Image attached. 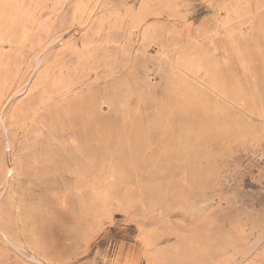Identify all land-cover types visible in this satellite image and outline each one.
Instances as JSON below:
<instances>
[{
	"label": "rangeland",
	"instance_id": "1",
	"mask_svg": "<svg viewBox=\"0 0 264 264\" xmlns=\"http://www.w3.org/2000/svg\"><path fill=\"white\" fill-rule=\"evenodd\" d=\"M88 1L0 0V264H264V0Z\"/></svg>",
	"mask_w": 264,
	"mask_h": 264
},
{
	"label": "bare ground",
	"instance_id": "2",
	"mask_svg": "<svg viewBox=\"0 0 264 264\" xmlns=\"http://www.w3.org/2000/svg\"><path fill=\"white\" fill-rule=\"evenodd\" d=\"M86 1H88V0H86ZM102 1H105V0H102ZM102 1H101V2H102ZM110 1H111V0H110ZM52 2H53V1H52ZM79 2H81V1H79ZM88 2H89V1H88ZM90 2H91V1H90ZM90 2H89V3H90ZM92 2H93V1H92ZM95 2H96V1H95ZM106 2H107V1H106ZM108 2H109V1H108ZM111 2H112V1H111ZM111 2H110V3H111ZM113 2H114V1H113ZM50 3H51V2H50ZM85 3H86V2H85ZM89 3H88V5H89ZM97 3H99V1H98ZM97 3H96V6H97ZM110 3H109V4H110ZM16 4H17V3H16ZM76 4H77V3H76ZM82 4H83V2H82ZM90 4H91V3H90ZM237 4H238V3H237ZM85 5H86V4H85ZM100 5H102V3H101ZM75 6H76V5H75ZM77 6H78V4H77ZM79 6L81 7V4H80ZM106 6H107V5H106ZM43 7H44V6H43ZM45 7H46V6H45ZM80 7L78 8L79 11L82 10V9H80ZM85 8H86V7H85ZM99 8H100V7H99ZM99 8H98V9H99ZM103 8H105V7H103ZM44 9H45V8H44ZM76 9H77V8H76ZM76 9L74 8V10H76ZM78 9H77V10H78ZM83 9H84V8H83ZM86 10H87V9H86ZM90 10H91V8L89 9V11H90ZM92 10H94V9L92 8ZM102 10H103V9H102ZM38 11H39V10H38ZM103 11H104V10H103ZM42 12H43V11H42ZM74 12H75V11H73L72 13H74ZM93 12H94V11H93ZM100 12H101V11H100ZM9 13H10V12H9ZM16 13H17V11H16ZM36 13H38V12H36ZM80 13H81V11H80ZM80 13H79V14H80ZM84 13H85V12H84ZM105 13H106V12H105ZM76 14H77V13H76ZM101 14H103V12H102ZM107 14H108V13H107ZM15 15H16V14H15ZM74 15H75V14H74ZM88 15H89V14H88ZM77 16H78V15H77ZM77 16H76V18H77ZM35 17H36V16H35ZM13 18H14V17H13ZM15 18H16V17H15ZM71 18H72V15H71ZM76 18H75V19L73 18V19L76 20ZM9 19H10V17H9ZM9 19H8V20H9ZM73 19H72V20H73ZM88 19H89V18H88ZM3 21H4V20H3ZM9 21H10V20H9ZM9 21H8V23H9ZM76 21H77V20H76ZM91 21H92V20H91ZM72 22H73V21H72ZM73 23H75V22H73ZM86 23H87V22H86ZM90 23H91V22H90ZM82 24H83V22H82ZM9 25H10V23H9ZM78 25H79V24H78ZM89 25H91V24H89ZM79 26H80V25H79ZM87 26H88V25H87ZM6 27H7V26H6ZM6 27L3 29V32L6 31ZM23 31H24V29H23ZM231 36H232V35H231ZM59 38H60V37H59ZM59 38H58V39H59ZM58 39H57V41H58ZM205 40H206V39H205ZM51 41H52V40H51ZM55 41H56V39H55ZM57 41H56V42H57ZM56 42H55V43H56ZM58 42H59V41H58ZM52 43H53V41H52ZM52 43H51V44H52ZM104 43H105V42H104ZM210 43H211V42H210ZM210 43H209V44H210ZM53 44H54V43H53ZM209 44H208V45H209ZM210 46H212V45H210ZM91 50H92V49H91ZM214 51H215V50H214ZM186 52H187V51H186ZM229 52H230V51H229ZM218 66H219V65H218ZM232 67H233V66H232ZM175 68H176V67H175ZM178 71L180 72L181 70L178 69ZM181 72H182V71H181ZM204 75H205V74H204ZM217 82H218V81H217ZM220 82H221V81H220ZM205 83H206V82H205ZM202 84H203V83H202ZM55 86H56V85H54V87H55ZM30 88L32 89V86H31ZM35 88H36V87H35ZM31 89H30V90H31ZM50 89H51V87H50ZM213 89L216 91V93H222V92H221L218 88H216V87H213ZM180 90H181V89H180ZM237 91H238V90H237ZM29 93H30V92H29ZM42 94H43V93H42ZM42 94H41V96H42ZM219 95H220V94H219ZM41 96H39V97H41ZM222 97H223V96H222ZM14 98H15V97H14ZM41 98L43 99V97H41ZM9 101H10V100H9ZM8 103H9V102H8ZM233 104H234V103H233ZM241 112H242V111H241ZM247 113H248V112H247ZM247 115H248V114H247ZM249 115H250V114H249ZM144 120H145V119H144ZM255 120H257V119H255ZM261 122H262V121H261ZM21 125H22V123H21ZM151 136H152V135H151ZM151 136H150V137H151ZM8 172H9V170H8ZM9 200H10V198H9ZM11 200H12V199H11ZM9 202H10V201H9ZM12 203H13V202H12ZM10 204H11V203H10ZM14 205H15V204H14ZM10 206H11V205H10ZM13 208H14V206H13ZM1 218H2V214H1V212H0V220H1ZM18 222H19V221H18ZM20 227H21V226H20ZM20 233H21V232H20ZM2 236H3V235H2ZM12 241H13V240H12ZM228 249H229V248H228ZM230 251H231V249H230ZM38 252H39V251H38ZM125 254H126V253H125ZM129 256H130V255H129ZM120 257H121V256H120ZM123 257H124V256H123ZM117 260H118V259H117ZM119 260H120V258H119ZM46 262H47V261H46ZM118 262H119V261H118Z\"/></svg>",
	"mask_w": 264,
	"mask_h": 264
}]
</instances>
